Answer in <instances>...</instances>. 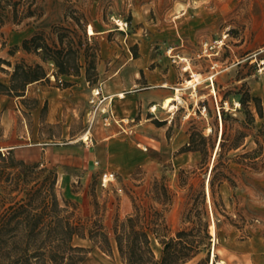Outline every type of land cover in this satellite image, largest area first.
Returning <instances> with one entry per match:
<instances>
[{
  "label": "rangeland",
  "instance_id": "obj_1",
  "mask_svg": "<svg viewBox=\"0 0 264 264\" xmlns=\"http://www.w3.org/2000/svg\"><path fill=\"white\" fill-rule=\"evenodd\" d=\"M18 1L21 13L31 0ZM32 3L33 15L11 17L0 26V147L19 139L5 153L0 150V201L8 206L45 181V192L50 197L55 191L60 206L89 226L102 223L113 251L76 236L74 242L86 247L79 264H123L113 229L140 203L164 209L169 236L190 224L184 221L190 208L206 209L209 249L184 264H264V167L244 170L232 160L236 184L216 186V207L206 187L222 106L239 119L249 109L254 115L251 132L230 155L264 142V0ZM36 33L48 46H78L83 54L78 70L56 75L50 49L24 48V40ZM37 63L47 76L23 82V70ZM194 72L200 73L196 90L185 85ZM101 85L108 94L102 105L112 110L108 124L90 102L92 89ZM177 86L182 102L171 116L162 102ZM247 92L260 96L262 116L254 101L240 102ZM196 130L210 138L205 155L184 150ZM105 172L113 174L106 184ZM163 184L172 193L167 204L158 201L156 190ZM152 245L159 256L161 243L154 237Z\"/></svg>",
  "mask_w": 264,
  "mask_h": 264
},
{
  "label": "trees",
  "instance_id": "obj_2",
  "mask_svg": "<svg viewBox=\"0 0 264 264\" xmlns=\"http://www.w3.org/2000/svg\"><path fill=\"white\" fill-rule=\"evenodd\" d=\"M19 3L18 0H0V26L11 17L18 19L36 12L31 0L19 13ZM40 38V34L36 33L25 39L24 48L50 49L52 51L50 58L57 66L56 75L69 74L73 67L78 70L81 66L78 59L83 55L78 46L72 45L69 49L52 47L42 44ZM75 60L76 63L73 64ZM19 66L17 65L15 74ZM46 76L45 67L37 63L36 66L23 70L21 79L23 82H28ZM13 88L15 87H11L10 90ZM248 100L254 101L258 113L262 116L263 106L260 96L247 92L240 102L245 106ZM246 113L245 119H239L232 116L223 106L220 110L221 140L214 156V164L211 168L209 166L211 199L215 207L218 204L216 186L225 181L236 184V171L231 164L232 160L240 164L244 170H258L264 167V142L258 141L255 148L234 156L229 154L231 149L241 146L243 138L251 132L254 125V115L251 110H246ZM230 119L239 122L240 126L235 127L229 122ZM216 125L218 126L217 121L212 125V130H215ZM208 140L210 138L201 130L193 131L184 150H198L205 155L208 151ZM211 146L215 149L216 145L213 142ZM51 184L54 189L56 178ZM45 187L46 182L42 181L38 191H27L25 197L8 206L0 201V264H79L85 257L86 247L74 242L76 236H89L105 250L113 251L110 232L102 223L89 226L81 217L75 215L74 210L70 211L60 206L55 191L49 197L45 192L46 189L44 190ZM156 191L159 202L162 204L171 202L172 193L166 184ZM200 197L204 202L206 198L204 191L200 193ZM195 207L190 208L184 215V221L190 224L178 229L175 235L169 236L164 209L158 208L153 203L136 204L134 211L126 215L113 229V238L122 263L184 264L203 250L209 249L211 238L209 221L203 219L206 209ZM154 237L162 245L159 256L152 245ZM208 258L209 250L205 260L208 261Z\"/></svg>",
  "mask_w": 264,
  "mask_h": 264
},
{
  "label": "bare ground",
  "instance_id": "obj_3",
  "mask_svg": "<svg viewBox=\"0 0 264 264\" xmlns=\"http://www.w3.org/2000/svg\"><path fill=\"white\" fill-rule=\"evenodd\" d=\"M89 31H90V33H95V30L92 27H90ZM183 59H186V58L183 57ZM190 67H191V63L187 61V63L185 64L184 68L185 69H189ZM192 76L193 77H188L186 79L185 85H191L192 88H194L196 90L197 84L200 81V73L199 72H194ZM52 77H54V75H52ZM180 90H181V87L177 86L176 87V91L173 94L167 95L163 99L162 107L166 108L167 111L170 112L171 116L175 113L176 109H178L180 107V103L182 102V96L180 94ZM212 91H216V88H215L213 82H212ZM121 94H123V93H121ZM238 103H239V101H238ZM157 107H158V103H153L151 109L152 110H156ZM209 128H211V127H209ZM221 133H222V131L220 132V135L218 137V140H217V143H216V148H215L216 152L213 153V156H216L217 150L219 149V144H220V140H221ZM83 136H84L85 140L89 138L87 133H85ZM214 160H215V157L214 158L212 157V161L210 163V168L214 164ZM210 176H211V170L209 169L208 173H207V179H206L207 186L206 187H207V198H208V200L211 203V190H210V185H209ZM108 179L109 178L105 177L104 181L106 182ZM212 230L214 232L216 230L215 221H213ZM214 255H215V251L213 250V258H214ZM212 264H213V261H212ZM218 264H224V261H221Z\"/></svg>",
  "mask_w": 264,
  "mask_h": 264
},
{
  "label": "built area",
  "instance_id": "obj_4",
  "mask_svg": "<svg viewBox=\"0 0 264 264\" xmlns=\"http://www.w3.org/2000/svg\"><path fill=\"white\" fill-rule=\"evenodd\" d=\"M214 46V45H213ZM108 98V94H105L103 92V86H97V87H94L92 89V96H91V99H90V102L92 103V105L94 106L93 110L94 112L96 113H100L102 114L103 116V119L106 121L105 123L108 124L110 123L108 121V119L111 117L112 115V110L110 108H107L106 106L102 105L104 100H106ZM128 118H122V120H125L127 121ZM124 129V127L122 128ZM131 131V130H130ZM5 149H7V147H0V150L5 153ZM110 175L113 176V174L111 173ZM112 176H108V173L105 172L104 173V176H103V181H104V178H109L112 177ZM108 179V180H109ZM107 180V181H108ZM106 181V182H107ZM106 182L104 181V183L106 184Z\"/></svg>",
  "mask_w": 264,
  "mask_h": 264
},
{
  "label": "crops",
  "instance_id": "obj_5",
  "mask_svg": "<svg viewBox=\"0 0 264 264\" xmlns=\"http://www.w3.org/2000/svg\"><path fill=\"white\" fill-rule=\"evenodd\" d=\"M163 91L166 92V90H163ZM122 95H123V94H122ZM16 135H18V137H19V136H20V137L23 136V134H18V133H17ZM18 142H19V139H17L15 143L7 145V147L12 148V147L16 146V145L18 144Z\"/></svg>",
  "mask_w": 264,
  "mask_h": 264
},
{
  "label": "water",
  "instance_id": "obj_6",
  "mask_svg": "<svg viewBox=\"0 0 264 264\" xmlns=\"http://www.w3.org/2000/svg\"><path fill=\"white\" fill-rule=\"evenodd\" d=\"M215 152H216V149H215Z\"/></svg>",
  "mask_w": 264,
  "mask_h": 264
}]
</instances>
